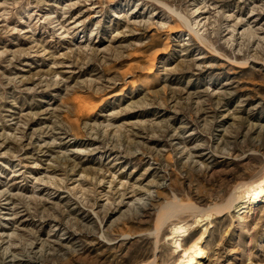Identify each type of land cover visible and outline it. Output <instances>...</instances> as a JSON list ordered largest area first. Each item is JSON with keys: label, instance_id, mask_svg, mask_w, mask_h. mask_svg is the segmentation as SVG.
<instances>
[{"label": "rangeland", "instance_id": "1", "mask_svg": "<svg viewBox=\"0 0 264 264\" xmlns=\"http://www.w3.org/2000/svg\"><path fill=\"white\" fill-rule=\"evenodd\" d=\"M263 168L264 0H0V264H264Z\"/></svg>", "mask_w": 264, "mask_h": 264}, {"label": "bare ground", "instance_id": "2", "mask_svg": "<svg viewBox=\"0 0 264 264\" xmlns=\"http://www.w3.org/2000/svg\"><path fill=\"white\" fill-rule=\"evenodd\" d=\"M151 81L152 80H151L150 77H145V78H143L141 80L142 83H147V84H149ZM262 175H263V173L261 174V176ZM258 176H260V175H258ZM256 177L257 176H255V178ZM258 178H260V177H258ZM255 181L256 182H253L252 184L250 183L251 185L248 186V187H246V188H244L243 191H240L239 192V195L235 198L237 200L240 197H242V196H243L242 197L243 199L248 198L247 200L245 199L246 201H244L242 203L240 210H243L244 208H247V207L249 208L250 206H254V204L258 203V200H262L264 198V175L261 177L260 180H258V181L255 180ZM177 213H178V211L175 212V213H172L168 217L164 218L163 221L161 222V225L160 226L165 225L169 221H172L173 218H177V221L178 222L176 224L175 223L174 224L172 223L173 224V227H174V230H175V232H177V234L178 233H183L184 234L185 232H187V229H186V227H184L182 225V216L179 217L178 216L179 213L178 214ZM197 213L198 212H196V215H194L195 218L197 217ZM199 214H201L200 215V219L203 218V217H207L206 219H208V217H212V210H209V211H200ZM162 229L163 228H159L158 229L159 230L158 233H161ZM157 242H158V240H157ZM175 244H177V249H179V248L181 249L182 248V243L181 242L175 241ZM205 251L206 250H204V248L202 247V245H200V242L199 241L195 242L189 249H187V250H185V252H183L187 256V264L198 263V260H197L198 257H201L202 255H204L205 254ZM182 261H184V260H182Z\"/></svg>", "mask_w": 264, "mask_h": 264}]
</instances>
